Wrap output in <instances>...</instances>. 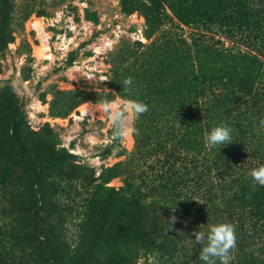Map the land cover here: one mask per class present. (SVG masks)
<instances>
[{"label":"trees","instance_id":"obj_1","mask_svg":"<svg viewBox=\"0 0 264 264\" xmlns=\"http://www.w3.org/2000/svg\"><path fill=\"white\" fill-rule=\"evenodd\" d=\"M120 1L123 11H138L145 18V35L153 38L148 56L157 62L117 81L123 89L122 81L132 77L131 92L120 93L149 108L135 120L139 134L134 135L131 161L103 167L96 175L58 146L52 128L32 131L15 102H8L0 113V191L12 183L21 185L27 202L23 207L12 202L7 213L28 214L23 227L0 223V243L16 247L18 239L33 241L34 264H137L132 253L119 249L108 262L96 255L118 229L128 245L173 256V242L181 234L208 219L215 224L227 220L237 237L238 259L230 264H264V186L254 185L249 175L264 165V58L200 32L188 39L183 28L165 27L172 18L162 2L200 30L238 36L264 55V0H189L197 15L177 11L178 0ZM13 9V0H0V51L14 40ZM79 104L70 103L69 109ZM221 123L233 129L232 143L206 147L205 134ZM41 148H46L42 157ZM25 165H31L33 179L23 174ZM118 177L123 184L111 185ZM59 178L93 184L95 199L85 205L72 241L65 223L74 208L59 198ZM134 192L152 202L117 216L114 209ZM169 204L180 211L170 214L164 207ZM8 253L0 249V264H12Z\"/></svg>","mask_w":264,"mask_h":264},{"label":"rangeland","instance_id":"obj_2","mask_svg":"<svg viewBox=\"0 0 264 264\" xmlns=\"http://www.w3.org/2000/svg\"><path fill=\"white\" fill-rule=\"evenodd\" d=\"M162 2L172 18L167 20L165 27L179 26V31H182L180 27L183 28L188 39L200 32L206 39L221 40L228 47L237 45L264 58L240 37L227 38L214 30H200L195 22H185L169 3ZM13 3L14 40L0 51V113L7 110L8 102H15L32 131L38 133L44 128H52L57 135L58 146L71 153L77 163L93 169L96 175L103 167L119 161H131L130 152L135 149L134 135L124 142L113 138L111 123L96 103L109 93L113 95L109 100L128 98L120 93L123 89L117 86L118 78L157 63L148 56L153 38L148 39L145 35V18L138 11H123L120 0H13ZM178 3L177 11H190L197 15L198 9L189 0H178ZM78 101L79 105L69 109L70 103ZM135 120L132 121L133 126ZM45 150L41 148L40 157ZM29 167L31 165H25L22 172L32 178ZM58 182L61 187L59 198L74 208L72 213L67 212L65 223L72 241L85 205L95 199L93 184L84 185L80 180L61 178ZM110 184L120 186L123 181L118 177ZM134 194L131 199L123 200L117 206L119 209H114L117 216L122 212H138L152 202L151 197L144 193ZM24 195V189L18 183L3 187L0 191V223L24 226L23 220L28 213L20 212L18 217L17 211L7 213L12 202L18 207L26 204ZM164 207L172 215L180 211L177 205ZM224 221L217 224L228 222ZM203 224L198 228L192 227L188 235L181 234L178 243L173 242L176 245L173 256L128 245L127 241L120 240L118 229L113 236L106 238L96 256L98 260L108 262L115 249H119L126 255L132 253L137 264H204L198 259L202 246L192 233L201 230L207 233L209 227L216 224L210 219ZM112 229L111 232L114 231ZM17 241L16 247H11L12 242H6V247L0 243V249L9 251L10 259L13 256L12 264H34L31 257L36 249L35 243ZM236 251V247L231 250L234 260L238 259Z\"/></svg>","mask_w":264,"mask_h":264},{"label":"clouds","instance_id":"obj_3","mask_svg":"<svg viewBox=\"0 0 264 264\" xmlns=\"http://www.w3.org/2000/svg\"><path fill=\"white\" fill-rule=\"evenodd\" d=\"M121 84L123 91L130 93L133 78L126 77ZM96 106L109 119L113 138L119 139L121 142L139 134L138 129L132 125V121L149 110L148 105L142 101L119 97L115 100L105 97L97 101ZM260 125L264 127V120L260 122ZM232 132L233 129L225 123L212 127L204 137L206 147L212 148L232 143ZM249 175L254 185L264 186V165L252 169ZM171 221L169 230L175 219ZM192 235L195 237V241L202 246L198 257L200 261H203L204 264H217V261L219 264H230L233 259L231 250L235 248L237 241L235 225L219 223L210 226L207 233L201 230L194 231Z\"/></svg>","mask_w":264,"mask_h":264}]
</instances>
